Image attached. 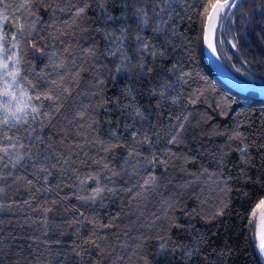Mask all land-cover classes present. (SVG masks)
I'll use <instances>...</instances> for the list:
<instances>
[{"label":"trees","instance_id":"1","mask_svg":"<svg viewBox=\"0 0 264 264\" xmlns=\"http://www.w3.org/2000/svg\"><path fill=\"white\" fill-rule=\"evenodd\" d=\"M5 1L24 82L53 99L8 132L31 140L0 160V264H264V99L206 60L215 0ZM232 2L216 51L264 87V0Z\"/></svg>","mask_w":264,"mask_h":264},{"label":"snow or ice","instance_id":"2","mask_svg":"<svg viewBox=\"0 0 264 264\" xmlns=\"http://www.w3.org/2000/svg\"><path fill=\"white\" fill-rule=\"evenodd\" d=\"M0 4H3V0H0ZM6 7V6H5ZM20 7H27V0ZM236 4L232 0H215V3L211 4L212 14L207 17V25L203 36L204 43L213 52L216 51V46L212 40L213 24L216 19L219 18L220 13L227 8H234ZM84 12V8L77 10V15ZM207 12V7L205 8ZM9 16L4 10H0V80L3 81V87L0 88V141H7L8 146L0 148V152L3 156H0V160L4 157H9L14 154L16 159L13 163H18L24 158L18 151L13 153L11 150L23 148L24 144L21 142L20 137L13 133L12 136L8 135L13 129L19 131L24 125L29 124L28 116L31 115L32 120H35L37 116L41 114L40 108L37 107L33 100H40L41 95L44 99L52 100L53 97L44 93L35 92V85L28 81L27 87L23 86L25 77L20 75L19 65L20 57L18 53L19 41L16 35L8 36L4 31V25L8 22ZM15 22L16 31L21 33V39L23 38L24 25L19 23L17 17H13ZM222 42V41H221ZM32 47H35L33 44ZM145 47L147 45L145 44ZM235 47V45H233ZM9 64L12 68L9 69ZM31 90V92H30ZM30 135V134H29ZM27 155V153H25ZM100 189H97L99 192ZM264 205V199L260 200L257 207ZM222 214V213H220ZM163 247V246H162ZM260 250L264 252V233L260 236L259 243Z\"/></svg>","mask_w":264,"mask_h":264},{"label":"rangeland","instance_id":"3","mask_svg":"<svg viewBox=\"0 0 264 264\" xmlns=\"http://www.w3.org/2000/svg\"><path fill=\"white\" fill-rule=\"evenodd\" d=\"M6 6V7H5ZM0 10H4L6 11V13L8 14L7 10H8V5L6 3L5 0H3V4H0ZM3 31L10 37L12 35H16L17 37V34L15 32V25L14 24H10L9 22H6L5 25H4V28H3ZM17 40H18V37H17ZM19 41V40H18ZM20 50H21V46H20V41H19V48H18V53H19V57H20V63H21V55H20ZM12 68V65L9 64V69ZM19 70H20V75L22 76V73H21V69H20V65H19ZM23 86L24 87H27V85L25 84V82H23ZM3 87V81L0 80V88ZM33 103L40 108V111L42 113L43 109H44V106H45V103L40 101V100H33ZM41 115V114H40ZM39 116H37V118L35 120H32V117L31 115L28 116V120H29V124L28 125H24L23 127L25 128H28V129H32L34 126H36V128H40L39 126ZM37 129V130H38ZM38 132V131H37ZM20 137V140L21 142L24 144V147L23 148H19V145H17V148L16 149H13L11 150L13 153L15 152H19L21 155L24 156V153L26 151V147H28V141L31 140V137L29 135H26V136H23L22 134H19L17 135ZM8 146V142L7 141H4V146ZM3 154V153H2ZM12 160V162H15V155L13 154L10 158ZM21 161V160H20ZM19 161V162H20ZM18 162V163H19ZM17 164V163H16ZM264 233V205L260 208L259 210V215H258V224H257V231H256V240H257V249L259 251V253L264 257V252H262L260 250V247H259V243H260V236L261 234Z\"/></svg>","mask_w":264,"mask_h":264},{"label":"water","instance_id":"4","mask_svg":"<svg viewBox=\"0 0 264 264\" xmlns=\"http://www.w3.org/2000/svg\"><path fill=\"white\" fill-rule=\"evenodd\" d=\"M234 1V0H232ZM212 14V8L210 9L208 15ZM221 14V13H220ZM207 15V17H208ZM217 21L218 19H216L214 21L213 24V34H212V40L213 43L214 42V32L216 29V25H217ZM206 25H207V19L205 22V26H204V32H203V36L205 33V29H206ZM203 47H204V54L206 57V60L208 62V64L210 65V67L212 68V70L215 72V74L220 78V80L226 84L229 88L244 94L249 90H253L256 91L259 94L260 98L264 99V87L261 86H253L251 84L245 83L241 80H239L238 78H236L232 73H230L225 66L222 64L217 51L213 52L211 49H209L207 47V45L204 43L203 40Z\"/></svg>","mask_w":264,"mask_h":264}]
</instances>
